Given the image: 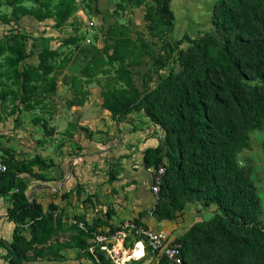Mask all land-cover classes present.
<instances>
[{"label": "trees", "instance_id": "obj_1", "mask_svg": "<svg viewBox=\"0 0 264 264\" xmlns=\"http://www.w3.org/2000/svg\"><path fill=\"white\" fill-rule=\"evenodd\" d=\"M23 1L30 4L22 5ZM152 1L153 14L161 24L169 25L173 18L170 0ZM5 4L14 6L19 15H30L38 21L51 18L54 27L62 25L75 10L71 0H6ZM0 20L7 21V15L0 13ZM209 22L210 29L198 39L182 34L177 40H168L165 58L157 65L163 67L168 62L174 66L142 89L134 84L124 59L132 53L129 63L136 64L143 52L141 47L135 52L133 49L136 43L146 44L140 38L134 41L111 30V54L117 60L115 75L120 86L102 90L100 106L112 118L142 110L161 131L158 144L141 153L143 167L164 165L157 199L150 210L155 219L170 220L189 202L214 208L207 219L192 223L175 240L188 264H264V221L250 177V162L240 164L237 160V154L248 147V131L264 129V0H215ZM74 28L75 33L61 43L80 48L81 37ZM27 55L20 32L1 36L0 104L11 102V113L31 109L41 97L53 93V73L70 58L64 56L56 62L60 53L43 47L33 65L24 62ZM39 120L34 117L32 123ZM42 128L48 134L44 124ZM261 149L264 152V142ZM2 161L6 169L0 173V195L16 188L11 192L6 215L28 230V236L23 237L18 234L21 229L16 228L13 242H0L7 248L6 264L60 261L64 259L60 250L72 248L93 263L108 264L102 252H88L86 238L92 231L88 225L87 232L69 223L64 227L61 217L52 213V205L43 212L40 204L28 200L22 183L15 181V173L31 174L33 165L46 167L51 160L44 162L35 155L26 160L9 157ZM67 230L73 231L72 244H45ZM28 251L33 255L30 258ZM79 258L73 260L81 264ZM158 264L169 263L160 257Z\"/></svg>", "mask_w": 264, "mask_h": 264}, {"label": "crops", "instance_id": "obj_2", "mask_svg": "<svg viewBox=\"0 0 264 264\" xmlns=\"http://www.w3.org/2000/svg\"><path fill=\"white\" fill-rule=\"evenodd\" d=\"M114 1L95 0L97 13L100 9L99 2L112 6ZM0 2L1 7L2 0ZM21 4L28 6L30 3L23 1ZM5 6L7 10H0V13H7V21L0 20V29L17 28L23 35L28 52L25 63L36 64L37 53L43 47L56 49L60 53L56 62L64 56L68 57L64 51L70 45L61 43L67 36L61 39L59 35L65 27L69 30L68 36L75 30L74 12L62 25L54 27L51 18L38 21L30 15H19L14 6ZM69 62L70 58L56 71L67 67ZM68 87L59 86L51 103L41 99L31 109L11 113V102L0 104V112L3 111V114L0 113V159L11 157L14 161H20L37 155L44 162L51 160V164L46 167L33 165L31 174L15 173V181L22 183L28 200L40 204L43 212L49 211V205H52V213L59 215L62 222L68 218L85 223L99 220L115 227L123 220H136L144 227L154 230L166 231L171 228L175 220L186 214L192 203H186L175 213L179 217L172 220H157L150 213L153 206V196L149 191L152 168L143 167L141 153L146 147L158 144L161 131L142 110L112 118L109 111L100 106L99 91L87 88L83 95L75 98L68 95L69 90L71 92V87ZM18 105L22 106L20 103ZM141 115L156 129L154 134L141 132L140 127L144 124ZM34 117L40 119L35 124L32 123ZM42 124L48 130L46 135ZM261 131L257 129L258 133ZM248 141V147L240 151L242 159L239 163L250 162V177L259 199L260 217L264 221V152L261 149L264 134L258 144L250 139ZM1 149H6L9 153L4 154ZM36 174H40L42 178ZM12 189L0 195V242L4 244L14 241L12 234L7 242L10 233L7 221L13 222L15 229L17 228V223L6 215ZM206 209L208 212L212 211L211 206ZM187 228L179 230L177 236H181ZM18 234L27 237V228L23 227V232L19 231ZM15 239L19 241V238ZM1 245L0 253H4ZM139 255L140 252L136 249L132 254L128 251L124 261L129 256ZM63 258L60 261H22L20 264H77L72 257ZM0 264H6V260H0Z\"/></svg>", "mask_w": 264, "mask_h": 264}, {"label": "rangeland", "instance_id": "obj_3", "mask_svg": "<svg viewBox=\"0 0 264 264\" xmlns=\"http://www.w3.org/2000/svg\"><path fill=\"white\" fill-rule=\"evenodd\" d=\"M214 1L215 0H170L169 8L172 11L173 18L171 23L165 26L161 24L158 21L157 16L153 14L154 2L152 0H115L112 6L111 4H102L99 2L98 8L100 9L98 13L95 0H85L83 6L88 9V17L92 15L96 21V26L93 27V30L95 31L96 29H99L100 31L99 33H93L90 35L89 44L91 45H83L80 48L73 47L64 51L66 52V55L70 56V62L64 69L53 73L55 78V90L59 86H69L68 89L71 87V92L69 90L68 95L78 98V96L83 95V91H87V88L96 89L99 91L100 96L101 91L105 88L120 86V82L116 79L115 75L117 60L115 59V56L111 54V48L113 45L110 36L111 30H114L116 34L121 33L128 36L134 41L140 38L146 44V47H143L139 43H136L137 46L133 49V52L140 47L143 52L136 64L129 63V61L132 60V53L127 55L124 60L130 71L134 84L139 89H142L145 85L151 86L155 76L166 74L168 68L174 66L166 61L163 67H158L157 65V61H163L165 58L167 50L166 42L168 40H177L182 34H187L188 36L197 39L202 32L209 30L211 27L209 22L210 12ZM2 5L3 6L0 7V10H3L1 12H4L7 10L5 0H2ZM78 25H81V22L76 23L77 34ZM115 26L117 29H115ZM2 31L0 29V36L3 35ZM72 33H75V30L72 31L71 34ZM68 34L69 30L65 27L64 31L60 33L59 38L62 39L63 37L68 36ZM55 90L53 93L42 97V99H44L46 103H51L52 96L56 92ZM0 113L3 114V111ZM141 116L142 120H144V124H142L143 126L140 127L141 132L154 134V130L156 131V129L151 127V123L144 115ZM146 126H148V128ZM263 132L264 131L258 133L257 129L250 130L247 133L248 139H250L251 142L258 144L263 138ZM240 159H242V155L239 152L237 154V160L239 161ZM262 206L264 207V199H262ZM211 208L214 210L212 206ZM210 214L211 212H208L206 208H203L196 202H192L191 207L187 210L186 214L180 219L175 220L174 225H172L171 228L165 230L169 233L171 238L176 240L179 237L177 236L179 230L182 231L194 222L207 219ZM175 217H179V215L174 216L172 219ZM66 220L62 222L64 227L68 226V221L70 219L68 218ZM151 221H154V219H151ZM85 224L92 230L91 232L104 231L110 226L105 221L99 220ZM18 228L21 229L19 231L23 232V227L17 224V229ZM14 229L15 226L13 225V222L7 221V230L10 232L7 237V242L14 233ZM72 234V230L58 233L50 238L45 244L53 243L55 241L69 242L72 244ZM128 240H130V237H127V240L123 243L121 249H129L131 245ZM86 242H88V238H86ZM1 247L5 250L4 253H0V260L2 261V259L6 260L7 248L2 245ZM116 248L117 247H114L115 252L111 253L113 259L122 256V254L119 253L121 251L116 250ZM60 254L62 257L68 256L74 258L78 256L80 257V261L84 264H96L89 261L87 258L82 257L81 251L76 250L75 248L70 250L62 249L60 250ZM26 255L28 258L33 256L29 251ZM103 258H107L108 264H114L111 258L104 256ZM159 258V256L150 253L146 249L144 257L140 260L138 259L134 264H158ZM122 260L124 261V258H122ZM132 260L134 259H129L125 264H128ZM101 264L104 263L101 262Z\"/></svg>", "mask_w": 264, "mask_h": 264}, {"label": "built area", "instance_id": "obj_4", "mask_svg": "<svg viewBox=\"0 0 264 264\" xmlns=\"http://www.w3.org/2000/svg\"><path fill=\"white\" fill-rule=\"evenodd\" d=\"M71 1L75 6L74 13L76 15V23L81 22V25L77 26L78 35L81 37L80 44H89L90 35L99 33L100 30H93V27L96 26V21L92 15L88 17L87 10L83 6L85 0ZM17 32V28H9L3 31V35ZM5 169V164L0 159V173L4 172ZM163 173V164H158L152 168L149 191L153 196V203L157 199L159 183ZM12 191H16V188H13ZM68 223L87 232L86 224L82 220L70 219ZM126 237H130L129 242L131 243V246L126 251H130L132 254L133 250L136 249L140 252L139 256H132L130 259H140L144 257L147 249L150 253L165 258L169 264H188L182 256L180 243L171 238L168 232L144 227L134 220H123L111 231L107 229L100 232H90L87 250L91 254L95 251L102 252L104 257L111 258L114 264H125L128 260L123 261L121 257L113 259L111 253L115 252L114 247L118 248L116 250L121 251Z\"/></svg>", "mask_w": 264, "mask_h": 264}, {"label": "bare ground", "instance_id": "obj_5", "mask_svg": "<svg viewBox=\"0 0 264 264\" xmlns=\"http://www.w3.org/2000/svg\"><path fill=\"white\" fill-rule=\"evenodd\" d=\"M116 249H118V248H116ZM127 252H128V251L121 249V252H119V253L122 254L121 258H124V257L126 256ZM126 261H127V260H126Z\"/></svg>", "mask_w": 264, "mask_h": 264}, {"label": "water", "instance_id": "obj_6", "mask_svg": "<svg viewBox=\"0 0 264 264\" xmlns=\"http://www.w3.org/2000/svg\"><path fill=\"white\" fill-rule=\"evenodd\" d=\"M198 38H199V37H198ZM198 38H197V39H198Z\"/></svg>", "mask_w": 264, "mask_h": 264}]
</instances>
